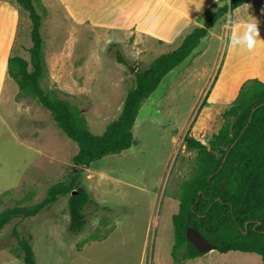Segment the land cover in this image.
Listing matches in <instances>:
<instances>
[{
	"label": "rangeland",
	"instance_id": "1",
	"mask_svg": "<svg viewBox=\"0 0 264 264\" xmlns=\"http://www.w3.org/2000/svg\"><path fill=\"white\" fill-rule=\"evenodd\" d=\"M35 4L43 18L42 85L76 104L96 134L119 115L136 84L135 72L182 42L138 35L122 24L125 10L108 8L103 0ZM222 4H208L197 23L204 25ZM20 10L12 54L30 60L31 21ZM229 19L217 21L145 101L134 126L136 144L82 168V182L94 200L84 230H69L68 195L62 196L40 214L14 219L0 231V264H24L14 227L33 235L38 264H264L255 252L213 250L182 261L172 256V218L183 182L197 171V151L188 149L184 138L189 134L209 144L224 124L223 111L238 96L224 98L214 90L230 41ZM117 49L127 64L118 61ZM77 151L50 112L7 76L0 93V210L42 201L72 169ZM223 230L239 236L233 227Z\"/></svg>",
	"mask_w": 264,
	"mask_h": 264
},
{
	"label": "trees",
	"instance_id": "2",
	"mask_svg": "<svg viewBox=\"0 0 264 264\" xmlns=\"http://www.w3.org/2000/svg\"><path fill=\"white\" fill-rule=\"evenodd\" d=\"M248 1L229 0L222 4L204 25L189 32L176 49L158 56L147 68L137 70L136 84L128 91L119 115L102 133L96 134L76 104L42 85L43 18L35 0H16L20 9L28 12L32 45L30 60L10 54L8 74L16 80L21 92L31 94L50 112L57 126L77 144L78 151L73 156L72 169L48 188L42 201L0 210V231L14 219L40 214L67 195L69 230L73 233L84 230L88 224L86 209L94 200L82 182V168L108 155L121 154L136 144L134 126L145 101L164 77L195 51L218 20ZM116 52L118 61L127 64L121 52L118 49ZM246 83L249 86L244 87ZM246 83L235 103L223 111L224 124L209 144L189 134L184 138L186 147L197 151V171L183 182L179 211L172 218V256L177 260L203 254L187 238L186 229L193 226L217 244V251L255 252L264 262V82L252 79ZM226 227L235 228L239 236L225 233ZM12 235L21 249L23 263L38 264L33 235H21L17 227Z\"/></svg>",
	"mask_w": 264,
	"mask_h": 264
},
{
	"label": "crops",
	"instance_id": "3",
	"mask_svg": "<svg viewBox=\"0 0 264 264\" xmlns=\"http://www.w3.org/2000/svg\"><path fill=\"white\" fill-rule=\"evenodd\" d=\"M103 1L108 3V8L125 10L122 20L124 26H132L138 35H150L164 43L176 42L179 39L182 41L192 31V27L194 29L200 26L197 21L208 4L221 1L224 4L229 0ZM237 9L225 15H230L233 21L227 25L229 33L230 30H242L239 27L240 20H250L257 23L262 40L252 51L239 46L232 47L229 41L224 64L214 80V90L224 98L236 97L241 87L249 80L258 79L264 82V0L248 1L239 7V14ZM20 16L21 10L16 0H0V93L6 77L9 76L8 58L18 38Z\"/></svg>",
	"mask_w": 264,
	"mask_h": 264
},
{
	"label": "clouds",
	"instance_id": "4",
	"mask_svg": "<svg viewBox=\"0 0 264 264\" xmlns=\"http://www.w3.org/2000/svg\"><path fill=\"white\" fill-rule=\"evenodd\" d=\"M237 14L241 12L238 8L236 10ZM233 21L229 19V23ZM239 27L241 31H231L230 30V44L232 47H242L247 51H252L260 40L259 30L257 28V23L250 20H240Z\"/></svg>",
	"mask_w": 264,
	"mask_h": 264
},
{
	"label": "water",
	"instance_id": "5",
	"mask_svg": "<svg viewBox=\"0 0 264 264\" xmlns=\"http://www.w3.org/2000/svg\"><path fill=\"white\" fill-rule=\"evenodd\" d=\"M134 69L135 68H133L132 71H134ZM186 235L188 240L195 245L197 251L200 253L213 251L217 248V244L215 242L207 238L199 229L193 226L187 227Z\"/></svg>",
	"mask_w": 264,
	"mask_h": 264
}]
</instances>
